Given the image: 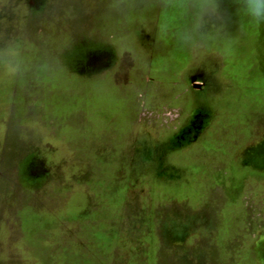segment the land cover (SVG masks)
I'll return each mask as SVG.
<instances>
[{
    "label": "rangeland",
    "instance_id": "1",
    "mask_svg": "<svg viewBox=\"0 0 264 264\" xmlns=\"http://www.w3.org/2000/svg\"><path fill=\"white\" fill-rule=\"evenodd\" d=\"M242 3L0 0V264H264Z\"/></svg>",
    "mask_w": 264,
    "mask_h": 264
},
{
    "label": "clouds",
    "instance_id": "2",
    "mask_svg": "<svg viewBox=\"0 0 264 264\" xmlns=\"http://www.w3.org/2000/svg\"><path fill=\"white\" fill-rule=\"evenodd\" d=\"M241 8L255 24L264 23V0H243Z\"/></svg>",
    "mask_w": 264,
    "mask_h": 264
},
{
    "label": "trees",
    "instance_id": "3",
    "mask_svg": "<svg viewBox=\"0 0 264 264\" xmlns=\"http://www.w3.org/2000/svg\"><path fill=\"white\" fill-rule=\"evenodd\" d=\"M234 14H229L227 16L228 19H232L235 18L233 16ZM236 19V18H235ZM248 18L246 17V19L242 18V19H238L239 22L244 23L245 25H253L251 28V32L254 34L256 41H257V59L260 62V64L263 63V58H264V32L261 28H257L254 22L253 23H248ZM255 26V27H254ZM262 71V69H260ZM263 73V72H262Z\"/></svg>",
    "mask_w": 264,
    "mask_h": 264
},
{
    "label": "flooded vegetation",
    "instance_id": "4",
    "mask_svg": "<svg viewBox=\"0 0 264 264\" xmlns=\"http://www.w3.org/2000/svg\"><path fill=\"white\" fill-rule=\"evenodd\" d=\"M173 4H174L173 8H174L175 11H176V10H177V6L175 7V5H176L175 1L173 2Z\"/></svg>",
    "mask_w": 264,
    "mask_h": 264
},
{
    "label": "water",
    "instance_id": "5",
    "mask_svg": "<svg viewBox=\"0 0 264 264\" xmlns=\"http://www.w3.org/2000/svg\"><path fill=\"white\" fill-rule=\"evenodd\" d=\"M194 86H196V87L199 86V83H195Z\"/></svg>",
    "mask_w": 264,
    "mask_h": 264
}]
</instances>
